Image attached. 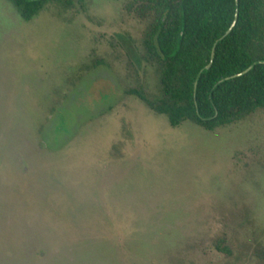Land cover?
Masks as SVG:
<instances>
[{
	"label": "rangeland",
	"instance_id": "374dc122",
	"mask_svg": "<svg viewBox=\"0 0 264 264\" xmlns=\"http://www.w3.org/2000/svg\"><path fill=\"white\" fill-rule=\"evenodd\" d=\"M129 1L0 0V264H264V109L171 127L128 93L160 86Z\"/></svg>",
	"mask_w": 264,
	"mask_h": 264
},
{
	"label": "trees",
	"instance_id": "16d2710c",
	"mask_svg": "<svg viewBox=\"0 0 264 264\" xmlns=\"http://www.w3.org/2000/svg\"><path fill=\"white\" fill-rule=\"evenodd\" d=\"M9 1L28 21L50 0ZM125 9L145 22L142 58L158 68L160 79L157 96L128 93L165 115L171 127L190 122L212 131L264 109V0H131ZM236 9L235 25L220 39ZM61 139H53L54 149ZM215 248L228 254L224 238ZM254 253L264 260V248Z\"/></svg>",
	"mask_w": 264,
	"mask_h": 264
},
{
	"label": "water",
	"instance_id": "95a60500",
	"mask_svg": "<svg viewBox=\"0 0 264 264\" xmlns=\"http://www.w3.org/2000/svg\"><path fill=\"white\" fill-rule=\"evenodd\" d=\"M235 2H236V4H237V0H235ZM237 15H238V11H237V9H236V11H235V15H234V19H233L231 25H230L229 28L225 31V33L223 34V36H221L220 39H222L224 36H226V35L231 31V29L233 28V26H234L235 23H236ZM214 49H215V45L212 47V50H211V57H210V62L206 65V67H205L206 69H208V68L210 67L211 63H212L213 56H214ZM260 62L264 63V61H260ZM251 68H252V65L248 66L246 69H244V70L241 71V72H238V73L233 74L232 76H228V77H226L225 79H229V78H232V77H238V76H240V75H243V74H245L246 72H248Z\"/></svg>",
	"mask_w": 264,
	"mask_h": 264
}]
</instances>
